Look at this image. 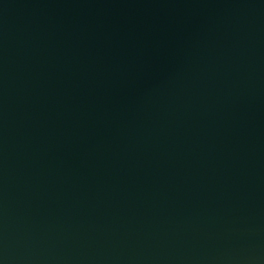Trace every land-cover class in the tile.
<instances>
[{"label":"water","instance_id":"obj_1","mask_svg":"<svg viewBox=\"0 0 264 264\" xmlns=\"http://www.w3.org/2000/svg\"><path fill=\"white\" fill-rule=\"evenodd\" d=\"M0 264H264V0H0Z\"/></svg>","mask_w":264,"mask_h":264}]
</instances>
